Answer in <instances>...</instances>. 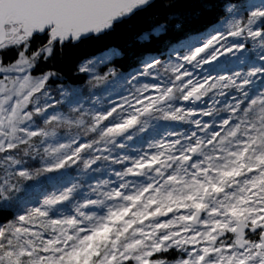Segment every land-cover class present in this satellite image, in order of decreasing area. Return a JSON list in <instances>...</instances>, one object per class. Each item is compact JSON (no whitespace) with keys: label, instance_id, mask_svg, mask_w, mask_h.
Returning <instances> with one entry per match:
<instances>
[{"label":"snow or ice","instance_id":"snow-or-ice-1","mask_svg":"<svg viewBox=\"0 0 264 264\" xmlns=\"http://www.w3.org/2000/svg\"><path fill=\"white\" fill-rule=\"evenodd\" d=\"M0 264H264V0H0Z\"/></svg>","mask_w":264,"mask_h":264},{"label":"trees","instance_id":"trees-1","mask_svg":"<svg viewBox=\"0 0 264 264\" xmlns=\"http://www.w3.org/2000/svg\"><path fill=\"white\" fill-rule=\"evenodd\" d=\"M184 2H195V0H184ZM211 18V11L199 15L192 21L190 27H202ZM150 24L151 21L148 18H133V20L128 21L126 25L117 28L114 33L104 38L103 41L99 43H90L78 51L66 53V60L71 62L81 55L98 54L105 46L117 47L123 54L120 62L127 67L129 64L133 63L134 57L139 50L152 51L159 48L162 42L167 39L165 36L154 37L150 42L138 39V34L142 30L147 29Z\"/></svg>","mask_w":264,"mask_h":264}]
</instances>
